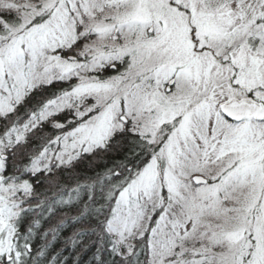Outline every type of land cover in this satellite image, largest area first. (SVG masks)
Segmentation results:
<instances>
[{"label":"snow or ice","instance_id":"snow-or-ice-1","mask_svg":"<svg viewBox=\"0 0 264 264\" xmlns=\"http://www.w3.org/2000/svg\"><path fill=\"white\" fill-rule=\"evenodd\" d=\"M0 264H264V0H0Z\"/></svg>","mask_w":264,"mask_h":264}]
</instances>
